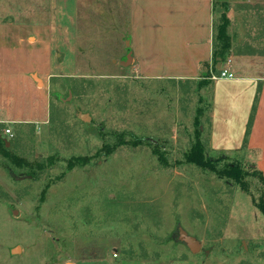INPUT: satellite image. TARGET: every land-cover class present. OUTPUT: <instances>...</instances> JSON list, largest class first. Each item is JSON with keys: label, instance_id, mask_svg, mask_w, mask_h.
Segmentation results:
<instances>
[{"label": "rangeland", "instance_id": "rangeland-1", "mask_svg": "<svg viewBox=\"0 0 264 264\" xmlns=\"http://www.w3.org/2000/svg\"><path fill=\"white\" fill-rule=\"evenodd\" d=\"M216 1L228 3L234 36L242 24L264 38V0ZM127 7L0 0V23L47 26L62 62L48 83V121L0 124L15 161L0 150V264H264L260 181L247 177L244 191L185 162L198 108L210 151V83L134 78L131 61L119 65L129 54ZM119 134L131 143L95 155ZM85 155L88 163L67 169ZM179 228L200 242L198 252L177 240Z\"/></svg>", "mask_w": 264, "mask_h": 264}, {"label": "crops", "instance_id": "crops-1", "mask_svg": "<svg viewBox=\"0 0 264 264\" xmlns=\"http://www.w3.org/2000/svg\"><path fill=\"white\" fill-rule=\"evenodd\" d=\"M213 1L128 0L129 59L119 65L131 61L134 78L210 80L208 147L227 153L246 138L247 156L264 177V38L244 32L242 24L234 36L228 10L231 49L229 64L221 69L226 67L231 77L206 78L205 64L209 69L212 63ZM56 46L45 25L0 23V124L48 121V83L62 63Z\"/></svg>", "mask_w": 264, "mask_h": 264}, {"label": "trees", "instance_id": "trees-1", "mask_svg": "<svg viewBox=\"0 0 264 264\" xmlns=\"http://www.w3.org/2000/svg\"><path fill=\"white\" fill-rule=\"evenodd\" d=\"M229 10V5L226 1H221L219 4L216 0L213 1V42H212V63L211 68L208 69V63L205 64L207 72L204 75L206 78H211L212 74L218 75L222 64L226 61L227 57L230 54L231 49V39L228 33V27L230 20L227 16ZM220 62V67H217L218 60ZM206 80V79H202ZM205 82L210 83V80ZM210 108V105H209ZM201 113V108L196 109V115L194 118L195 123V134L194 142L185 153L184 158L185 162L193 164L195 166L201 167L203 169L211 170L219 177H224L232 180L237 184L242 190L248 191V183L246 181L247 177H254L260 181L263 185V189L260 194L259 200L255 203L256 207L264 214V177L262 173L256 168L255 163L252 159L251 162L246 163L247 156V147H246V138L244 144L231 152L223 151H214L210 150L209 153L205 150V146L202 143L201 137L203 131L200 130L199 126V115ZM251 122L248 123V128ZM118 141L116 145H103L95 155H99L100 152H103L105 155L111 154L117 145H125L131 143L123 139V135H117ZM132 144L136 146L137 142L132 141ZM0 150L3 152L6 158L10 161H13V157L8 153V149L5 146V142L0 138ZM156 157L166 164L165 159L162 157L160 151L157 149L154 151ZM218 156H215V155ZM18 158V157H17ZM91 157L85 156H76L70 157L67 161V169H72L75 165L84 166L89 162ZM21 159V158H20ZM23 162V161H21ZM19 163V162H18ZM245 164V166H244ZM44 199V190L40 194V201Z\"/></svg>", "mask_w": 264, "mask_h": 264}, {"label": "water", "instance_id": "water-1", "mask_svg": "<svg viewBox=\"0 0 264 264\" xmlns=\"http://www.w3.org/2000/svg\"><path fill=\"white\" fill-rule=\"evenodd\" d=\"M126 59H129V54L126 56ZM126 60V61H127ZM218 60V66L220 67V62L219 59ZM7 143V142H6ZM177 240L182 242L183 244H185L187 246V248L191 251V252H198L201 248V244L200 242L196 239V237L188 234L185 230L179 228L177 231ZM18 250V248L16 247L13 252H16ZM67 264H71V263H67Z\"/></svg>", "mask_w": 264, "mask_h": 264}, {"label": "built area", "instance_id": "built-area-1", "mask_svg": "<svg viewBox=\"0 0 264 264\" xmlns=\"http://www.w3.org/2000/svg\"><path fill=\"white\" fill-rule=\"evenodd\" d=\"M225 62H226L227 65L229 64V60H226ZM221 77H231V74L228 73V69L226 67L222 68L218 75L212 74V79H217V78H221ZM4 131H5L6 134H10L11 135V131H10L9 128H6ZM112 257L114 259H116L118 257L116 251H113Z\"/></svg>", "mask_w": 264, "mask_h": 264}]
</instances>
